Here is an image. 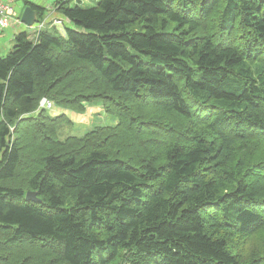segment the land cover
Returning <instances> with one entry per match:
<instances>
[{
    "label": "trees",
    "instance_id": "trees-1",
    "mask_svg": "<svg viewBox=\"0 0 264 264\" xmlns=\"http://www.w3.org/2000/svg\"><path fill=\"white\" fill-rule=\"evenodd\" d=\"M70 3L0 56V264H264V0Z\"/></svg>",
    "mask_w": 264,
    "mask_h": 264
},
{
    "label": "crops",
    "instance_id": "crops-1",
    "mask_svg": "<svg viewBox=\"0 0 264 264\" xmlns=\"http://www.w3.org/2000/svg\"><path fill=\"white\" fill-rule=\"evenodd\" d=\"M77 1L78 2L76 4L82 5V0ZM57 2L58 0H5V3H8L13 7L16 16H14L13 19L8 16L7 26L2 27L0 25V56H5L6 54L4 55L2 53H6V51L10 52V50L15 46L16 36L21 32L27 31L32 40H38L36 38L37 33L34 27L28 26L22 21V16L26 7L32 6V4H36L44 8L42 18V20H45L46 22L43 29L44 31L53 32L59 36H65L67 28H73L74 25L71 20L64 15L62 10L59 8V5H57ZM70 5L73 6L72 3H70ZM39 19L40 15L38 14V20ZM58 21H61V23ZM30 29L33 31L31 32Z\"/></svg>",
    "mask_w": 264,
    "mask_h": 264
},
{
    "label": "rangeland",
    "instance_id": "rangeland-1",
    "mask_svg": "<svg viewBox=\"0 0 264 264\" xmlns=\"http://www.w3.org/2000/svg\"><path fill=\"white\" fill-rule=\"evenodd\" d=\"M77 0L71 1L72 5L75 6ZM98 4L97 0H82V5L84 7H92ZM32 32L33 30L30 29ZM2 53V54H7ZM52 109H47V112L52 117H57L60 115H65L71 120V122L63 123L60 126V136L65 138L70 135H84L86 132H90L98 126H108L115 125L118 122L117 117L114 114L106 112L102 99H98L91 104H87V110L84 113L73 110L68 107L59 106L55 102ZM14 131L15 127H11ZM2 155H0V160Z\"/></svg>",
    "mask_w": 264,
    "mask_h": 264
},
{
    "label": "built area",
    "instance_id": "built-area-1",
    "mask_svg": "<svg viewBox=\"0 0 264 264\" xmlns=\"http://www.w3.org/2000/svg\"><path fill=\"white\" fill-rule=\"evenodd\" d=\"M8 16H10L12 19L14 18V16H16V13L13 9V7L8 4L5 3V0H0V25L2 27L7 26L8 24ZM59 23H61V21H58ZM45 20H40L35 22L32 26L34 27V29L36 30V38H39V35L41 33V31H43L44 27H45ZM54 102L50 99H48L47 97H43V99L40 102V109H52L54 107Z\"/></svg>",
    "mask_w": 264,
    "mask_h": 264
},
{
    "label": "water",
    "instance_id": "water-1",
    "mask_svg": "<svg viewBox=\"0 0 264 264\" xmlns=\"http://www.w3.org/2000/svg\"><path fill=\"white\" fill-rule=\"evenodd\" d=\"M38 20V13L32 6H27L23 16L22 21L26 23L28 26H32ZM26 200L32 202L42 203L43 200L38 196V192L35 190H30L26 192Z\"/></svg>",
    "mask_w": 264,
    "mask_h": 264
},
{
    "label": "bare ground",
    "instance_id": "bare-ground-1",
    "mask_svg": "<svg viewBox=\"0 0 264 264\" xmlns=\"http://www.w3.org/2000/svg\"><path fill=\"white\" fill-rule=\"evenodd\" d=\"M207 17V16H206ZM125 124V123H124ZM199 138V137H198ZM114 147V146H113ZM128 158V157H127ZM239 159V158H238ZM262 162V161H261ZM260 165V164H259ZM246 175V174H245ZM144 178V177H143ZM149 187V186H148ZM145 194V193H144ZM136 201V200H135Z\"/></svg>",
    "mask_w": 264,
    "mask_h": 264
}]
</instances>
